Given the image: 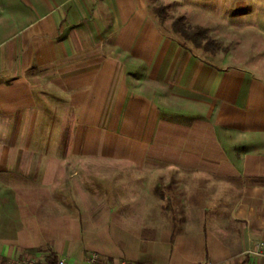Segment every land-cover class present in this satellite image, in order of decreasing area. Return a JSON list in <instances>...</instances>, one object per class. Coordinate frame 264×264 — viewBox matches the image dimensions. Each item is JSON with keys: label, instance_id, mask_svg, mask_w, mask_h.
I'll use <instances>...</instances> for the list:
<instances>
[{"label": "crops", "instance_id": "obj_1", "mask_svg": "<svg viewBox=\"0 0 264 264\" xmlns=\"http://www.w3.org/2000/svg\"><path fill=\"white\" fill-rule=\"evenodd\" d=\"M42 4L0 0V255L264 264V74L232 56L264 0Z\"/></svg>", "mask_w": 264, "mask_h": 264}, {"label": "rangeland", "instance_id": "obj_2", "mask_svg": "<svg viewBox=\"0 0 264 264\" xmlns=\"http://www.w3.org/2000/svg\"><path fill=\"white\" fill-rule=\"evenodd\" d=\"M59 0H43V4H42V11H46L47 9H49L51 6L55 5L56 3H58ZM159 7H164L166 12V17L168 15H170V10L166 9L165 6L160 5ZM251 15L253 14H259L260 15V19L254 20L253 21V17L251 18L252 20L244 22V24L249 27V28H253V27H259V28H264V5H256L252 8V10L250 11ZM168 24V21H167ZM245 36L244 37H235L233 38L234 40H237L239 42L238 45L240 46H236L233 49V60L236 61L237 63H241L244 65H249L252 66L253 70L259 74H264V36H256L254 35V31L251 29H246V31L244 32ZM220 46L222 45L219 41H217ZM186 43L191 46L195 52L205 58H210V56H212L209 53H205L197 48H195L190 42L186 41ZM61 199H66V198H61ZM40 251V250H38ZM38 251H33L30 250L29 252H27L26 254L21 255L22 257H27V258H32L35 260H39L38 256L36 255V253Z\"/></svg>", "mask_w": 264, "mask_h": 264}, {"label": "trees", "instance_id": "obj_3", "mask_svg": "<svg viewBox=\"0 0 264 264\" xmlns=\"http://www.w3.org/2000/svg\"><path fill=\"white\" fill-rule=\"evenodd\" d=\"M166 10L164 7H159L157 15L164 21L166 19ZM171 31L179 35L185 42H190L195 48L207 52L214 53L225 48L209 36L206 28L186 24L182 17L175 18L171 23ZM57 261V255L53 252L49 253L40 264H54Z\"/></svg>", "mask_w": 264, "mask_h": 264}, {"label": "built area", "instance_id": "obj_4", "mask_svg": "<svg viewBox=\"0 0 264 264\" xmlns=\"http://www.w3.org/2000/svg\"><path fill=\"white\" fill-rule=\"evenodd\" d=\"M257 248H260V245L257 244ZM100 262V255L97 252L90 253L85 260V264H98ZM0 264H40L39 260H35L32 258L17 256V257H5L0 255ZM54 264H65L63 259H57ZM117 264H139L127 259H121ZM205 264V263H199Z\"/></svg>", "mask_w": 264, "mask_h": 264}]
</instances>
